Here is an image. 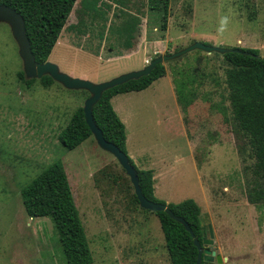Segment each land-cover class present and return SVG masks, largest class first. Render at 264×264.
<instances>
[{"label":"rangeland","instance_id":"374dc122","mask_svg":"<svg viewBox=\"0 0 264 264\" xmlns=\"http://www.w3.org/2000/svg\"><path fill=\"white\" fill-rule=\"evenodd\" d=\"M110 1L106 20L81 15L77 4L57 43L69 51L54 48L48 60L66 73L74 67L92 75L132 64L121 43L114 45L117 27L132 15L138 32L166 39L150 48L151 58L196 41L255 48L264 56V0H170L166 32L153 1ZM98 23L111 25L104 43ZM19 49L10 24L0 20V264H67L51 218L30 217L21 196L56 161L68 175L93 264H171L158 216L135 200L130 177L114 155L94 136L73 150L59 141L89 93L27 76ZM164 65L165 76L119 97L126 104L117 113L126 120L128 156L139 168H154L158 200L193 198L200 205L202 224H211L215 234L209 248L223 257L204 264H264V204L248 199L255 159L234 120L223 54L194 49ZM19 71L36 80L27 86Z\"/></svg>","mask_w":264,"mask_h":264},{"label":"trees","instance_id":"16d2710c","mask_svg":"<svg viewBox=\"0 0 264 264\" xmlns=\"http://www.w3.org/2000/svg\"><path fill=\"white\" fill-rule=\"evenodd\" d=\"M161 9L162 28H167L170 0H151ZM76 0H0L21 13L25 20L26 33L36 62H44L56 45L67 23ZM154 8V7H152ZM157 8V9H158ZM155 9V8H154ZM223 54L228 64L226 84L237 129L248 139L255 161L251 169L252 178L248 187L249 202L264 204V56L255 48L237 47ZM164 63H159L150 74L105 90L93 106V116L104 137L127 153L126 126L115 111L113 96L148 88L155 80L166 75ZM20 81L31 86L36 79L18 72ZM44 86L55 81L46 75L40 79ZM84 92H88L83 90ZM89 93V92H88ZM90 96L87 95V97ZM86 97V98H87ZM86 122L83 106L77 107L66 127L59 134L60 143L69 150L92 137ZM135 167L144 195L155 202L166 203L155 197L154 172L152 169ZM250 182V181H249ZM23 204L30 217H50L59 235L67 264H93L94 258L76 206L68 175L61 161L44 169L21 190ZM137 202L138 199L134 194ZM173 213L184 218L195 236L202 242L208 231L201 220V207L193 198L177 203H167ZM155 213L161 223L171 264H197L198 247L184 224L173 219L165 211ZM205 261L202 262L204 264Z\"/></svg>","mask_w":264,"mask_h":264},{"label":"water","instance_id":"95a60500","mask_svg":"<svg viewBox=\"0 0 264 264\" xmlns=\"http://www.w3.org/2000/svg\"><path fill=\"white\" fill-rule=\"evenodd\" d=\"M0 20L6 21L10 24L13 36L19 43V52L24 60V70L27 76L34 78H42L45 74H49L53 79L61 82L65 87L71 89L87 90L90 96L87 97L84 103V114L87 124L92 131L97 143L105 150L111 152L114 157L119 161L120 165L125 169L126 173L130 177V180L134 186L135 195L140 203V205L150 211H165L173 219L184 224L187 231H189L194 239L195 245L198 247V258L197 264H202L203 261H218L223 262V257L216 250L210 249L209 245L214 243V231L211 224L208 225L209 236L203 238L202 242L195 236L189 223L182 217L177 216L173 213L167 203L155 202L147 198L142 192L141 186L139 184V178L135 167L130 163L128 154L123 152L116 144L108 141L101 130V128L96 124L93 116V106L101 98L102 93L114 86L123 84L132 79H138L144 75H148L159 63H164L167 60L174 59L180 55L185 54L194 49H201L206 52H220L222 54L234 50L233 48H225L220 46H210L205 43L196 41L189 45L188 47L176 51L172 54H162L151 60L145 67L129 71L120 74L109 80L95 83L88 79H83L79 77L71 76L65 72L60 71L57 64L46 60L42 63L36 62L35 56L31 50V44L29 37L26 33L25 20L21 13L16 9L10 7L7 4H0Z\"/></svg>","mask_w":264,"mask_h":264},{"label":"crops","instance_id":"0c3cea01","mask_svg":"<svg viewBox=\"0 0 264 264\" xmlns=\"http://www.w3.org/2000/svg\"><path fill=\"white\" fill-rule=\"evenodd\" d=\"M119 1L123 2L125 0H119ZM111 3L112 2L110 0H76V2L74 4V7H73L69 17H71L72 13L76 9V5L80 4L79 12H80L81 15L84 14V12H89V13L99 14L102 18H104L106 20L108 18L107 17V13L111 9ZM148 3L150 4V0H148ZM150 9H151V7H150ZM152 9L156 10L154 8H152ZM135 16H137V15L129 16V18H127L124 21H122L121 26L117 27V39H116V41H114V43H115L114 45H116L118 43H121V45L123 46V49H124V53H126V56L127 57L131 56L134 59L132 64H129V65L125 66V67H121L118 70H112V72L108 71V72L104 73V72H97L96 71L94 73V75H92L88 71H83L82 70V71L79 72V71L76 70V68L70 67V72L67 73V74L75 77L77 75V73H79L78 75L80 77H82L83 79H91L93 82L98 83V82H103V81L109 80L112 77L120 75L121 73L123 74V73H126L128 71L138 70V69H141V68L145 67L147 65V63H149V59L151 58L150 52H151L152 46H154L155 44L158 45L160 43L163 44L166 39L163 38L162 36L159 37V38H157V37L154 38L151 35L147 37V35H145L144 33L141 34L140 32H138L137 31L138 30V25L136 24ZM69 19L70 18H68V20ZM81 22H84L83 18H81L79 20V23H77L75 25L72 24V25H70V27H75L76 28V27H78V24H80ZM98 24L100 26H102V29H101V31L99 33L103 37V39H102L103 42L102 43H104V41L106 42V39H107V33H105V27L109 29L111 25H107L105 23L104 24L103 23H98ZM65 26H66V24H65ZM65 26H64V28H65ZM167 29H168V25H167L166 29H163L162 28V23H161V30L166 32ZM142 32H143V30H142ZM57 43H58V41H57ZM57 43L55 45L56 47L54 46V48L58 49ZM113 47H115V46H113ZM113 47L110 50H113ZM58 50L61 52V51H66L67 49H58ZM67 51H69V50H67ZM84 52L89 53L87 51H84ZM101 52L102 53L105 52L104 49H102L100 52H97V53H94V54L99 56L101 54ZM157 52L158 51H155L154 53H157ZM91 54H93V53H91ZM154 58L152 57L151 59H154ZM51 62H53V61H51ZM53 63H55V62H53ZM55 64H57V63H55ZM57 66L59 67L58 64H57ZM59 69H60V71H62L60 67H59ZM62 72H64V71H62ZM131 92H134V91H131ZM127 93H130V92L120 93V94H117V95L113 96V98L111 99L112 105H113V103L115 102L116 99H118L121 95H125ZM113 107H114L116 112H118V110L124 111V109L126 107V104L124 103L122 98H119V103L116 106L113 105ZM118 115H120V114H118ZM119 117L121 118L122 121H124V122L126 121L125 119L122 118L121 115ZM126 135H127V152L130 154V152L128 151V140H129V136L128 135L129 134H127V129H126ZM132 157L133 156H131V158ZM151 169L153 170V172L155 171L154 168H151ZM154 188H155V176H154Z\"/></svg>","mask_w":264,"mask_h":264},{"label":"built area","instance_id":"2783aa9c","mask_svg":"<svg viewBox=\"0 0 264 264\" xmlns=\"http://www.w3.org/2000/svg\"><path fill=\"white\" fill-rule=\"evenodd\" d=\"M148 62V61H147Z\"/></svg>","mask_w":264,"mask_h":264}]
</instances>
